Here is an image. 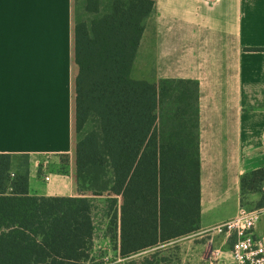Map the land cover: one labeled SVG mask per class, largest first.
<instances>
[{"label": "crops", "instance_id": "0c3cea01", "mask_svg": "<svg viewBox=\"0 0 264 264\" xmlns=\"http://www.w3.org/2000/svg\"><path fill=\"white\" fill-rule=\"evenodd\" d=\"M112 1L101 0V11L91 13L87 0H35L27 7L3 0L0 154H29L31 194L92 198L96 231L117 214L119 251L121 197L112 208L95 200L104 197L95 195L99 184L75 166L76 143L100 118L76 132L74 26L110 11ZM154 2L131 77L157 85L162 140L188 147L201 165L200 229L174 241L178 264H233L231 241L220 235L211 244L201 232L238 214L242 176L264 166V0ZM43 162L57 168L47 184L38 176ZM113 187L112 180L107 198L115 197ZM261 195L248 197L256 206ZM212 246L222 252L215 263Z\"/></svg>", "mask_w": 264, "mask_h": 264}, {"label": "trees", "instance_id": "16d2710c", "mask_svg": "<svg viewBox=\"0 0 264 264\" xmlns=\"http://www.w3.org/2000/svg\"><path fill=\"white\" fill-rule=\"evenodd\" d=\"M154 4L113 0L110 11L74 26L76 132L100 118L76 143V171L89 182L112 176L111 208L120 196L119 254L126 264H171L159 258L163 248L200 229V161L189 158L188 147L162 140L159 89L131 77ZM86 9L99 13L101 0H87ZM30 173L29 154H0V264H88L92 198L31 194ZM257 192L255 207H263L264 166L242 176V204ZM110 226H117V214Z\"/></svg>", "mask_w": 264, "mask_h": 264}, {"label": "built area", "instance_id": "2783aa9c", "mask_svg": "<svg viewBox=\"0 0 264 264\" xmlns=\"http://www.w3.org/2000/svg\"><path fill=\"white\" fill-rule=\"evenodd\" d=\"M47 167V163H42ZM50 176L45 177L49 181ZM264 215V206L249 208L246 205L239 207L238 214L221 224L208 228L201 233L207 236L213 244L215 236L223 235L232 242L230 254L233 264H264V233H258L257 228ZM221 250L212 246L210 261L218 262ZM118 263L126 264L118 251ZM122 262V263H121Z\"/></svg>", "mask_w": 264, "mask_h": 264}, {"label": "rangeland", "instance_id": "374dc122", "mask_svg": "<svg viewBox=\"0 0 264 264\" xmlns=\"http://www.w3.org/2000/svg\"><path fill=\"white\" fill-rule=\"evenodd\" d=\"M47 158H41V161H45ZM64 164H68L69 165V160L68 158H64L63 159ZM45 163V162H43ZM56 166L53 163H47V167H44L43 164H40L39 166V171H38V176L43 180V182L45 184L49 183L48 181H45V177L47 175L51 176V174L53 175L54 172H56ZM66 169V168H65ZM58 171H62L61 168L58 169ZM81 177L86 179L88 182L89 180L87 179L85 174H81ZM112 176L109 174L104 180L100 181V182H90V183H94V184H99L100 187H98V189L95 191V195H104V197H97L95 200H103V201H108L110 202L111 205V199L107 198L106 195V188L105 187H109V184H112ZM244 203L246 204V206L248 205L249 208H255V205L251 202L250 197H245L244 199ZM264 222V215L262 217L261 222L259 223V225H261ZM262 229L264 230V228L262 227ZM259 233L264 232L260 229H258ZM197 233V232H195ZM110 235V241H107V239H105V235ZM116 232L114 227L112 226H108L106 228H103L101 226H97V231H96V236H95V240L93 243V249H92V253H91V257L88 264H120L118 263V251L116 250V239L115 236ZM194 234V233H193ZM191 235V234H190ZM207 238V237H205ZM231 241V240H230ZM108 244L109 248H106L105 244ZM232 243V242H231ZM178 245L176 242H172L169 245H167L166 247L163 248L162 253L159 255V258H168L170 261L172 260L171 264H174L177 262L178 258ZM124 262H127V259L125 258ZM122 263V262H121Z\"/></svg>", "mask_w": 264, "mask_h": 264}, {"label": "snow or ice", "instance_id": "6c2138e0", "mask_svg": "<svg viewBox=\"0 0 264 264\" xmlns=\"http://www.w3.org/2000/svg\"><path fill=\"white\" fill-rule=\"evenodd\" d=\"M13 2L20 7H27L35 2V0H13ZM3 4V0H0V5ZM3 28V17L0 15V30Z\"/></svg>", "mask_w": 264, "mask_h": 264}]
</instances>
